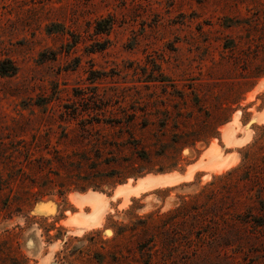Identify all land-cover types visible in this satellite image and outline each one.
<instances>
[{"label": "rangeland", "instance_id": "obj_1", "mask_svg": "<svg viewBox=\"0 0 264 264\" xmlns=\"http://www.w3.org/2000/svg\"><path fill=\"white\" fill-rule=\"evenodd\" d=\"M11 65L0 264H264V0H0Z\"/></svg>", "mask_w": 264, "mask_h": 264}, {"label": "trees", "instance_id": "obj_2", "mask_svg": "<svg viewBox=\"0 0 264 264\" xmlns=\"http://www.w3.org/2000/svg\"><path fill=\"white\" fill-rule=\"evenodd\" d=\"M111 26V19L110 18H101L96 21L95 24V31L96 32H106L108 31L109 27ZM15 67L11 65V68H1V74H10L14 73ZM83 190V189H81Z\"/></svg>", "mask_w": 264, "mask_h": 264}, {"label": "bare ground", "instance_id": "obj_3", "mask_svg": "<svg viewBox=\"0 0 264 264\" xmlns=\"http://www.w3.org/2000/svg\"><path fill=\"white\" fill-rule=\"evenodd\" d=\"M226 138V137H225ZM153 177V176H152ZM157 176H154L153 178H156ZM173 177H175V176H172L171 178H173ZM176 177H178V176H176ZM149 178V177H148ZM161 178V177H160ZM164 178H166V177H164ZM167 178H169V177H167ZM179 178V177H178ZM177 178V179H178ZM147 180H150V179H147ZM153 180H155V179H153ZM157 180V179H156ZM160 180V179H159ZM176 180V179H175ZM145 181H146V179H145ZM150 182V181H149ZM161 181H157V183H159V184H161L160 183ZM154 183V182H153ZM163 183V182H162ZM139 183H137V185H138ZM142 184V183H141ZM141 184H139V185H141ZM125 185V184H124ZM131 185V184H130ZM143 185H145V184H143ZM120 186H122V185H120ZM162 186V185H161ZM118 187V186H117ZM126 187V186H125ZM127 188H130V186H127ZM132 188V187H131ZM142 188V187H141ZM123 189H125V188H123ZM118 190V189H117ZM120 190H121V188H120ZM130 190V189H129ZM133 190V189H132ZM126 192V191H125ZM90 194V196H91V199L92 200H94V199H96V194L95 193H93V194H91V193H89ZM85 198V197H84ZM104 199V198H103Z\"/></svg>", "mask_w": 264, "mask_h": 264}]
</instances>
